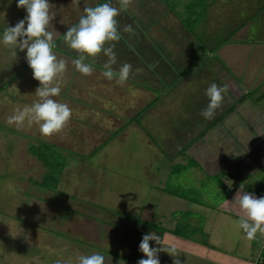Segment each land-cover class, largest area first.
<instances>
[{"label": "rangeland", "instance_id": "obj_1", "mask_svg": "<svg viewBox=\"0 0 264 264\" xmlns=\"http://www.w3.org/2000/svg\"><path fill=\"white\" fill-rule=\"evenodd\" d=\"M99 1L48 0L46 27L52 41L63 37L85 6ZM198 1V17L192 18L186 7L195 0H109L118 9L119 32L118 40L104 44H114L115 63L109 65L112 79L102 74L107 60L102 51L85 54L87 63L101 72L92 68L82 74L71 63L73 58L51 50L65 60L58 77L60 91L52 98L71 110L56 132L42 136L35 122L16 126L6 120L14 109L38 99L34 90L39 82L30 68L0 93V125L5 128L0 130V264H52L92 252L104 256L103 264H136L143 255L137 248L141 235L158 233L161 248H166L170 244L160 232L172 234L176 220L182 225L181 235L198 245L216 246L222 257L229 254L223 251L235 257L244 254L250 243L259 255L264 253V232L258 230L249 239L238 219L227 220L230 216L218 210L239 184L257 197L264 194V98L257 97L264 94V52H246L239 45L262 40L264 20L255 14L259 31L249 39L241 38L247 37L245 31L232 38L242 21L255 27L257 20H244L247 0H209L207 12L200 10L204 0ZM256 1L250 0L254 2L251 10ZM24 15L16 0H0V31ZM177 18L195 35L201 51L191 49L196 45L194 39L181 44L184 36L177 28ZM62 42L58 45L61 52L80 54L63 38ZM234 42L238 44L228 45ZM13 47L0 43V84L26 65L24 50L14 49V56ZM228 48L238 50L234 54ZM188 53L185 66L183 57L181 61L170 59ZM229 53L234 54L231 62L225 60ZM95 59L102 60L95 63ZM193 59L196 67L187 64ZM125 62L131 66L128 76L117 82L115 73ZM223 67L234 81H225ZM213 81L217 86L225 84V92L211 118L205 119L200 114L207 105L204 89ZM247 93L246 102L232 114H223ZM142 110L135 122L127 123ZM221 114L222 125L199 135ZM198 135L203 138L192 140ZM27 137L88 156L79 166L74 162L63 175L60 190L64 196L55 204L51 203L55 194L31 184L40 180L44 170L28 153ZM191 158L198 164L189 169ZM180 165L186 167L182 173L178 172ZM153 243L150 240L149 246ZM175 249L174 256L183 264H206L181 247ZM157 255L159 264H172L173 257L167 252L161 250Z\"/></svg>", "mask_w": 264, "mask_h": 264}, {"label": "clouds", "instance_id": "obj_2", "mask_svg": "<svg viewBox=\"0 0 264 264\" xmlns=\"http://www.w3.org/2000/svg\"><path fill=\"white\" fill-rule=\"evenodd\" d=\"M16 5L23 7L25 15L13 25L5 26L0 31V43L13 45L14 56V49L24 50V59L31 70V76L39 82L34 90L38 99L30 105L14 109L6 120L8 123H15L16 126L24 122H35L39 133L47 136L62 127L71 111L66 103L52 98L60 91L58 77L65 68V60L57 58L56 54L51 51L54 47L52 32L46 27L50 20L48 0H16ZM117 13L118 9L112 6L109 0H104L94 6H85L77 22L68 26L64 31L63 40L67 46L80 53L71 61L80 73L88 74L92 71L90 65L83 62L85 54L92 56L102 51L107 56L102 74L105 78H113V69L109 67L115 63L113 45L104 46V44L106 41L119 39L115 20ZM128 29L129 26L125 25V30ZM130 67L127 62L119 66L115 73L117 82H122L127 78ZM224 92L225 86H217L214 81L204 89L207 105L200 114L205 119L211 118ZM243 189L244 185L239 184L231 200H235L239 210L244 213L238 218L239 228L247 238L251 239L258 230L264 232V194L257 197L254 193L243 191ZM150 240L154 242L151 247L149 246ZM137 248L143 255L136 260V264H159L157 253L161 250L173 257L172 264H181V261L174 256L175 246L168 245L166 248H161L160 236L154 231L143 233ZM103 262L104 256L101 253L92 252L77 254L74 261L57 259L52 264H103Z\"/></svg>", "mask_w": 264, "mask_h": 264}, {"label": "trees", "instance_id": "obj_3", "mask_svg": "<svg viewBox=\"0 0 264 264\" xmlns=\"http://www.w3.org/2000/svg\"><path fill=\"white\" fill-rule=\"evenodd\" d=\"M163 2V0H161ZM101 2H104V0H100L99 3ZM204 6L202 9L200 10H203L205 8V11L207 12L210 7H211V3L209 0H204L203 2ZM197 4H200V1L198 0H195V3L194 5L192 6L189 5L187 6L186 8L189 10V14L191 15V17H195L197 16L196 14V10H197V7H195ZM191 7L192 10L190 9ZM171 11V10H170ZM173 12V11H172ZM204 14V13H203ZM198 17V16H197ZM62 36L60 38H58L57 40L53 41V44H54V47L51 49L53 50L54 52H58V53H61L62 55L65 54V56H68V57H71L73 59L77 58L76 54L72 53L71 50L69 51L70 53H66L68 51H60L62 49L59 50V47L58 45L62 42ZM63 43V42H62ZM65 43V42H64ZM66 44V43H65ZM114 46V44H113ZM114 49V48H112ZM113 51V50H112ZM101 57V56H100ZM103 57V56H102ZM101 57V58H102ZM86 58V57H85ZM87 59V58H86ZM86 59L83 61L85 63H87ZM102 60V59H101ZM100 59H95V63H98L99 61H101ZM92 66H90L91 68L95 69V70H98L96 69V65L95 64H92ZM29 67L27 66V64L24 66L23 70L17 75H13L10 79H8V81L6 82H3L0 84V93L6 89L9 85L13 84V82H15V80H19L21 79V75L25 72V70H27ZM99 71V70H98ZM101 72V71H99ZM183 73V72H182ZM181 73V74H182ZM181 77V75L179 76ZM178 77V78H179ZM136 83V82H135ZM254 92V91H253ZM249 95V93H247L246 95H244L242 98H240L237 103L238 104H234L232 107L228 108L225 110V112L223 114H225V116L229 113H231V111L233 112L235 106H239L241 104H243L244 102H246V97ZM258 99L259 98H264V94L260 95V96H257ZM150 106V104H149ZM148 106V107H149ZM148 107H146L145 109H147ZM236 107V109H237ZM145 109H143L145 111ZM143 110L142 112L140 113H137L134 117H132L131 119L128 120L127 123H132V122H135L136 118H138V116L140 114L143 113ZM222 118L223 116H219L218 119L215 118V120H213L211 122V124H209L207 126V128L205 129V131H201L199 135H204L206 134L208 131L212 130L213 132L216 130V125L219 124V125H222ZM127 125V124H126ZM139 126V124H138ZM4 127L0 125V130H2ZM124 127H122L121 129H124ZM5 129V128H4ZM119 130L122 131V130ZM196 136L195 139H192V140H197V139H202L203 137L201 136ZM28 138V137H27ZM29 139V143H28V148H27V151L28 153L33 156L43 167V174L40 178V180H32L31 181V184L38 188L41 192H48V193H53L55 194V198L53 201H51V203L53 202V204L56 203V201L59 200V198H62V196H64V193L63 191L60 190V184H61V181H62V178H63V175L67 172H69V170L71 169V167H73V163L75 162L76 164L75 165H78V164H81L83 163V161L85 159L88 158L87 157H83V156H79L77 153H74V152H70L69 150H66V149H63L62 147H58L57 145L51 143V142H48V141H44V140H40V141H37V142H34L35 140H33L32 138H28ZM191 140V143H188L187 146L191 145L194 141ZM260 141H262L260 139ZM107 141H105L103 144H105ZM259 142V141H258ZM262 143V142H260ZM102 144V145H103ZM101 145V146H102ZM98 150V149H97ZM96 150V151H97ZM96 151H93L92 152V155L94 153H96ZM192 162L190 161L189 162V166L188 168L190 169V167H194L196 166L198 163L193 159L191 158ZM188 165V164H187ZM186 165V166H187ZM79 166V165H78ZM180 170H178V172H183L186 170V167H184L183 165H180ZM71 172V171H70ZM226 175H229V173H225ZM163 189V188H162ZM232 190V189H231ZM167 194V193H166ZM170 194V193H169ZM233 192H230L227 196L229 197L230 195H232ZM173 196V194H170ZM176 198H179V199H183L182 197H179L177 194L174 195ZM184 200V199H183ZM181 227L182 225H180L179 223L177 224L176 228L174 230H172V234L177 236V237H181L182 239H187L184 235H181L180 234V231H181ZM162 233V232H160ZM261 264H264V253L261 254Z\"/></svg>", "mask_w": 264, "mask_h": 264}, {"label": "crops", "instance_id": "obj_4", "mask_svg": "<svg viewBox=\"0 0 264 264\" xmlns=\"http://www.w3.org/2000/svg\"><path fill=\"white\" fill-rule=\"evenodd\" d=\"M216 1V0H215ZM247 4H246V14H245V16L247 17V19H245L246 17H244V20H257V21H254V23H255V27H253V26H250V24H245V23H243V21L241 22V23H239V24H237L238 25V28H237V30L239 29V32L237 31L236 33H235V35L233 34L232 35V38L233 37H236L237 35H244V33L246 32L247 34V37H241V38H246V39H249V37L248 36H253V35H255L258 31H259V28L257 27V22H258V19H257V17H255V14H258L259 16H261V18H263L262 20H264V0H259V1H256L255 3H256V8L254 9V10H251V8H250V5H253L254 4V2H251L250 3V0H247ZM228 5H229V3H228ZM254 6V5H253ZM249 8V9H248ZM210 10V9H209ZM208 10V11H209ZM172 12V11H171ZM173 13V12H172ZM227 14H229V12H227ZM232 14V13H231ZM173 15H175L174 13H173ZM230 18H233L234 19V17L233 16H230ZM177 21H178V24H177V28H180V30L182 31V34L181 35H183L184 37H182L181 35V40H183V42L181 43V40H179L178 38H177V40L176 41H178L179 42V44H178V46L180 45V43L181 44H184V42H186V41H189V40H191L192 41V39H194L195 41H196V45L195 46H193L192 45V47H191V49L193 48V49H196V48H199V43H198V41H197V39H196V37H195V35H193V34H191V33H188L186 30H185V26L182 24V22L181 21H179L178 20V18H177ZM176 21V22H177ZM264 22V21H263ZM261 29H264V25L262 26V28ZM245 31V32H244ZM167 33H168V31H165V36H167V37H169L168 35H167ZM210 34V33H209ZM208 34V35H209ZM185 35H186V37H185ZM205 35V34H204ZM191 38V39H190ZM186 40V41H185ZM263 40V41H262ZM259 39L258 41H252V40H249L250 42H247V43H242V44H239V45H244V46H242V47H245L246 48V52L248 51H250L251 53L253 52V50H256V51H258V49L259 50H263V52H264V37H263V39ZM187 43V42H186ZM230 43H232V42H230ZM235 44H228L230 47L231 46H234V45H236V44H238L237 42H234ZM172 44V43H171ZM176 44V43H175ZM255 46V47H254ZM255 48V49H254ZM200 49V48H199ZM221 47H219L218 48V50L220 51V53H221ZM231 49H233L234 50V54H236L235 52L238 50V49H236V48H228V51H231ZM199 51H201V49L199 50ZM180 52V51H179ZM187 52H185V54H186ZM199 54V53H198ZM224 54V56H227L226 55V52H223L222 53V55ZM234 54H231V53H229V59L227 58V59H225V60H228L229 62H231V58L233 57V55ZM189 56H191L190 55V53H188V55L185 57L184 55H182V56H180V55H177V57H171L170 59H171V61L173 60H175V61H181V59L180 58H182L183 59V65L182 66H185V64H186V62H184V61H186V59L189 57ZM198 58H200V54L198 55ZM226 58V57H225ZM189 59V58H188ZM195 62V60L193 59L192 61H191V63H187V64H193V66L195 65V67H196V62ZM194 67V68H195ZM183 69H184V67H183ZM223 69H225L224 67H223ZM223 69H221L223 72H224V79H225V81H234L233 79H232V77L230 76V75H228V72L226 71V69H227V67H226V69L225 70H223ZM220 70V72H222ZM181 75V74H180ZM179 75V76H180ZM177 76H178V74H177ZM224 86H225V84H224ZM238 101V100H237ZM237 101H234L233 103H232V105H231V107L234 105V104H236L237 103ZM238 104V103H237ZM220 105V104H219ZM240 106V105H239ZM236 107V106H235ZM230 108V107H229ZM233 113V112H232ZM232 113H229V114H232ZM222 115V114H221ZM221 115H219V116H221ZM233 196H234V193L232 194V195H230L229 197H225L224 198V201H223V203H222V205H220V208H218V210H219V212H222L223 214H225V215H228V216H230V218H228L227 220H232V219H238L239 217H241V216H243L244 215V213L241 211V210H239V208H238V206L235 204V200H231L232 198H233ZM183 203H186L187 204V206H189V202H187V201H183ZM238 221V220H237ZM178 222V220H176V225H174L175 227L174 228H171V230H174L175 228H176V226H177V223ZM161 234H163L164 235V238H165V240L167 241L168 240V242H166L167 244H170V245H172V243H174L175 244V247H181L182 248V250L185 252V253H191L192 255H196L197 256V258H200V259H204L205 261H206V264H261V255H259V253H258V250H256V251H254V245H252V243H250V244H248V245H246L247 247L244 249V254L243 253H240V254H238V256L237 257H235V256H231L232 254H231V252H227V251H223L224 253H226V254H228V256H224V257H222V252H221V250L219 249V248H217L216 246H213V245H210V244H207V245H205V244H197L196 242H194V241H191V240H189V239H182L181 237H177V236H175V235H173V234H169V233H165V232H162ZM206 234V233H205ZM251 250H253V255H251L250 254V252H251ZM221 252V253H220ZM261 254V253H260ZM181 264H183V263H181Z\"/></svg>", "mask_w": 264, "mask_h": 264}]
</instances>
